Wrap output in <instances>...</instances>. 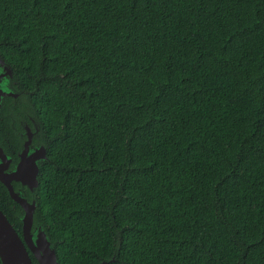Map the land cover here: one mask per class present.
<instances>
[{
  "label": "trees",
  "instance_id": "16d2710c",
  "mask_svg": "<svg viewBox=\"0 0 264 264\" xmlns=\"http://www.w3.org/2000/svg\"><path fill=\"white\" fill-rule=\"evenodd\" d=\"M0 56L59 264H264V0H0Z\"/></svg>",
  "mask_w": 264,
  "mask_h": 264
},
{
  "label": "water",
  "instance_id": "95a60500",
  "mask_svg": "<svg viewBox=\"0 0 264 264\" xmlns=\"http://www.w3.org/2000/svg\"><path fill=\"white\" fill-rule=\"evenodd\" d=\"M0 70L11 73V67L0 56ZM11 94V93H3ZM13 94V93H12ZM29 144V143H28ZM28 144H25L20 161L13 171L12 178L21 181L23 185L33 190L39 183V163L46 161L44 146L37 152L28 153ZM4 162V154L0 148V161ZM1 169V166H0ZM7 185V182L0 178ZM10 197L24 209L22 217V236L10 224L4 213L0 210V261L1 264H33L31 253L38 264H59L55 249L40 224L33 226L35 204H28L24 197L15 192L8 184ZM34 229L32 230V228ZM114 260V259H112ZM101 264H106L102 262Z\"/></svg>",
  "mask_w": 264,
  "mask_h": 264
},
{
  "label": "flooded vegetation",
  "instance_id": "af4514ba",
  "mask_svg": "<svg viewBox=\"0 0 264 264\" xmlns=\"http://www.w3.org/2000/svg\"><path fill=\"white\" fill-rule=\"evenodd\" d=\"M3 93L11 94L7 95ZM26 96V91L20 89L16 84L12 70L11 73L0 70V148L4 154V162L2 160L0 161V178L7 182L6 185L0 181V185L6 189L10 197L7 187L9 184L15 192L24 197L28 204H35L36 210L37 205L34 197L38 186L36 189L33 188L32 190L28 186L23 185L21 181L12 178V173L15 171L20 161V154L25 144L29 143V154L37 152L43 147L39 124L35 122L34 118L30 117L31 111L22 104ZM15 203L18 204L17 202ZM18 206L19 210L16 212L15 217L21 222L20 236H22V217L24 216V209L20 204H18ZM29 255L32 254L29 253Z\"/></svg>",
  "mask_w": 264,
  "mask_h": 264
}]
</instances>
